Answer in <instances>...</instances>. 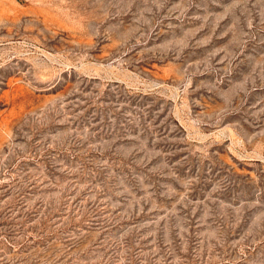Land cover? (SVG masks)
Wrapping results in <instances>:
<instances>
[{
  "label": "rangeland",
  "instance_id": "rangeland-1",
  "mask_svg": "<svg viewBox=\"0 0 264 264\" xmlns=\"http://www.w3.org/2000/svg\"><path fill=\"white\" fill-rule=\"evenodd\" d=\"M0 264H264V0H0Z\"/></svg>",
  "mask_w": 264,
  "mask_h": 264
}]
</instances>
